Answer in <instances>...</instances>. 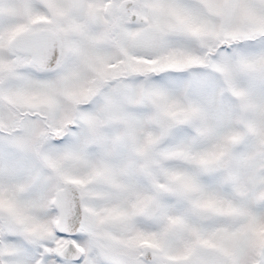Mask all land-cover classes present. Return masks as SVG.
Listing matches in <instances>:
<instances>
[{"label":"snow or ice","instance_id":"6c2138e0","mask_svg":"<svg viewBox=\"0 0 264 264\" xmlns=\"http://www.w3.org/2000/svg\"><path fill=\"white\" fill-rule=\"evenodd\" d=\"M0 264H264V0H0Z\"/></svg>","mask_w":264,"mask_h":264}]
</instances>
